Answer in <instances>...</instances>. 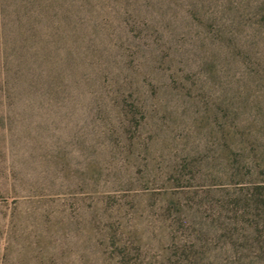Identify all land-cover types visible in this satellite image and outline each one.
Here are the masks:
<instances>
[{
    "label": "rangeland",
    "instance_id": "obj_1",
    "mask_svg": "<svg viewBox=\"0 0 264 264\" xmlns=\"http://www.w3.org/2000/svg\"><path fill=\"white\" fill-rule=\"evenodd\" d=\"M229 1L0 0V264H264V0Z\"/></svg>",
    "mask_w": 264,
    "mask_h": 264
},
{
    "label": "trees",
    "instance_id": "obj_2",
    "mask_svg": "<svg viewBox=\"0 0 264 264\" xmlns=\"http://www.w3.org/2000/svg\"><path fill=\"white\" fill-rule=\"evenodd\" d=\"M261 3H263V1L261 2ZM238 4V1L237 0H230L229 1V8L231 7V6H235V5H237ZM196 6L197 5H195V6H193L194 8H193V11L194 10H196V12L197 13H199V15L200 14H205V13H209V10H208V8H206V6L204 5L203 7H200V8H196ZM262 7V6H261ZM262 9H264V7L262 8ZM207 17H209L208 16V14H207ZM209 18H207V20H208ZM214 19V18H213ZM216 20V19H215ZM229 34V35H228ZM228 34H226V35H221L220 37H218L217 39L218 40H215V41H217V43H220L221 44V42L223 41L225 44H227V45H229V46H231L232 47V39H231V34H233L232 32L230 33H228ZM219 41V42H218ZM229 42V43H228ZM237 162H239V161H237Z\"/></svg>",
    "mask_w": 264,
    "mask_h": 264
}]
</instances>
